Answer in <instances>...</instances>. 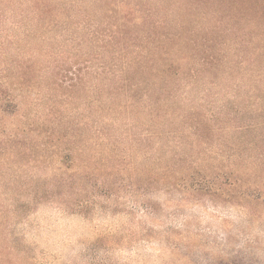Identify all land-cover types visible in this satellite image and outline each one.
Segmentation results:
<instances>
[{
	"label": "rangeland",
	"instance_id": "obj_1",
	"mask_svg": "<svg viewBox=\"0 0 264 264\" xmlns=\"http://www.w3.org/2000/svg\"><path fill=\"white\" fill-rule=\"evenodd\" d=\"M187 1L189 6L178 9L179 16L184 25L198 24L197 56L218 77L205 73L199 81L183 82L180 94L189 95L191 106L199 107L206 119L214 117L216 130L246 144L250 161L261 153L259 161L264 163V83L239 79L251 68L241 57L239 65L225 64L234 61L228 48L231 40L251 36L246 35L247 25L238 20L239 13L264 24V0ZM215 23L217 29L210 31ZM23 24L22 36L9 32L6 41L12 47L2 66L19 109L12 117L0 112V264H264V204L252 209L222 198L193 199L154 185L152 179L161 173L155 168L163 162L155 164L147 109L125 111L120 101L127 75L118 81L115 73L114 83L109 79L113 74L108 77L103 70V60L89 62L90 48L79 39L86 33L81 28L84 23L70 24L71 31H77L73 35L70 29L45 35L35 29L27 32L29 22ZM225 32L231 37H225ZM224 45L229 58L222 61L216 50ZM245 48L250 51L235 45L241 56ZM254 56L264 62V53ZM238 105L249 109L236 125H249L250 132L257 129L247 133L246 142L227 129L226 106ZM185 115L199 120L197 115ZM106 117L117 123L118 131L103 138L96 130L102 129ZM71 132L73 138L92 136L95 152L88 165L98 170L95 177L68 190L59 185L57 167L64 155H70L57 152L54 141ZM203 133L202 148L196 136L186 137L195 143L196 152L219 151L208 143H221L216 142L221 135ZM4 135H14L19 144H2ZM258 135L262 138L254 139ZM114 142L118 148H113ZM232 145L230 141L221 147L219 161L232 155ZM71 156L77 158L78 153ZM120 157L126 164L118 172L105 171L104 166Z\"/></svg>",
	"mask_w": 264,
	"mask_h": 264
},
{
	"label": "trees",
	"instance_id": "obj_2",
	"mask_svg": "<svg viewBox=\"0 0 264 264\" xmlns=\"http://www.w3.org/2000/svg\"><path fill=\"white\" fill-rule=\"evenodd\" d=\"M183 6H189V2L187 0L185 3H181V0H0L1 115L12 117L19 109V104L13 95L15 92L7 86L6 70L2 68L12 47V42L6 41L9 32L11 30L18 32L17 37H20L23 31L22 23L29 22L27 32L35 29L45 35L49 32L70 29L73 35L77 31H71L70 24L76 22L79 26L84 23L81 28L85 29L86 33L79 35V39L90 48L89 62L95 63L99 58L103 60L105 62L103 70L107 72L108 77L113 74L109 79L114 83L115 73L119 74L118 81L122 80V74L127 75L128 80H124L121 85L123 97L120 101L125 111L132 108L139 113H145L147 109L149 125L153 128L151 141L155 142V164L163 162L161 167L155 168L161 170V173L152 179L154 185L187 193L193 199L222 198L230 203L257 209L264 204V163L259 161L261 153L257 154L256 160L250 161L249 156L246 155V144L238 142V139L233 140L229 133L216 130L214 117L210 116L206 119V114L199 107L191 106L193 101L188 98L189 95L180 94L183 82L199 81L201 75L205 73L218 77L216 73H212L214 69L206 67L207 63L200 61L197 56L199 45L196 35L200 30L197 23L184 25L178 12ZM259 7L256 13L261 11ZM255 16L263 20L262 14ZM237 18L247 25L246 35L251 36L231 40L232 43L228 48H232L234 61L233 63L226 61L225 64L233 67L232 64L239 65L241 57L251 68L247 75L239 79L262 85L264 62L258 61L254 54L264 53L262 51L264 39H260V36L264 35V24H258L255 19H250L241 13ZM261 19L257 18L258 21ZM215 24L209 29L210 31L217 29V23ZM251 25L256 27L252 29ZM251 29L254 32L259 29L260 32L254 33ZM225 33V37H231V34ZM254 35L257 39H254ZM222 43L224 42L220 44ZM257 43L259 47L255 46ZM236 44L238 47H249L250 51L246 52L245 48V54L241 56L242 50H235ZM226 48L227 46L224 45L216 50L217 56L222 61L229 58V51ZM5 68L8 70V66ZM116 105L119 106L120 103ZM116 105H113L111 111ZM226 109L229 112L227 129L239 133L246 142L249 138L247 133L250 135L257 129L250 132L249 125L236 124L238 119L243 120L249 108L238 105L232 108L226 106ZM185 114L192 117L197 115L199 120L194 122V119L191 120ZM109 120L112 119L107 117L104 119V123H101L102 129L96 130L97 135L102 134L103 138L106 135L111 137L109 133L118 131L117 123H110ZM119 125H122L121 122ZM33 126L34 124L31 123L30 127ZM89 128L94 134L92 129L94 127ZM203 130L209 133L208 136L221 135L220 140H216L221 143L215 145L213 141L208 143L219 151L214 152L208 148L196 152L195 143H189L186 137L196 136V142L202 148L206 144L202 138L199 139L204 134ZM72 134V132L68 133L54 141L58 144L57 152L67 151L70 155H64L57 167L59 185L68 190H71V186L82 185V180L85 178L95 177L98 170L88 165V163L92 164L91 160L95 152L92 151L95 149L92 136L73 138ZM223 134H226L225 140H221ZM3 138L2 144H19L14 135H4ZM259 138L262 137L258 135L254 139ZM63 140L65 144L62 143ZM230 141L233 142L232 155L224 161H219L218 152L222 153L221 147H225ZM118 145L117 142L112 144L113 148H118ZM237 146L238 149L235 150ZM74 152L78 153L77 158H72ZM87 153L86 159L81 158ZM109 156L113 158L112 153ZM200 156L201 160L198 159ZM125 164V157H120L115 163L104 168L105 171L118 172Z\"/></svg>",
	"mask_w": 264,
	"mask_h": 264
}]
</instances>
